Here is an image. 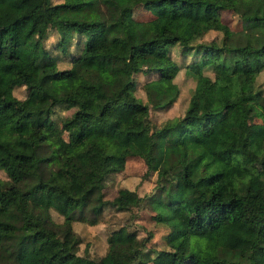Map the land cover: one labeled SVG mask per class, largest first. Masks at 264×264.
I'll list each match as a JSON object with an SVG mask.
<instances>
[{
	"label": "trees",
	"instance_id": "obj_1",
	"mask_svg": "<svg viewBox=\"0 0 264 264\" xmlns=\"http://www.w3.org/2000/svg\"><path fill=\"white\" fill-rule=\"evenodd\" d=\"M139 5L152 16L136 19ZM220 9L238 15L240 30ZM210 30L220 42L195 44ZM175 46L183 62L195 59L177 62ZM240 63L264 68V0H0V264H148L161 253L189 264H264V191L250 192L264 176V92ZM182 67L194 78L187 106L155 126L150 109L176 101ZM140 82L146 101L134 94ZM245 96L247 108L238 103ZM57 109L71 111L55 117ZM129 156L156 173L154 192L120 188L105 200L107 174ZM144 202L158 223L172 227L181 209L206 225L179 244L168 235L162 250L147 247L151 233L122 225L99 258L78 253L75 222ZM236 208L255 232L245 249L225 244L211 219Z\"/></svg>",
	"mask_w": 264,
	"mask_h": 264
},
{
	"label": "rangeland",
	"instance_id": "obj_2",
	"mask_svg": "<svg viewBox=\"0 0 264 264\" xmlns=\"http://www.w3.org/2000/svg\"><path fill=\"white\" fill-rule=\"evenodd\" d=\"M59 1L61 0H52L53 3ZM133 15L136 19H148L152 16V14L141 5L136 7ZM219 18L231 29L240 30L241 24L239 17L231 10L220 9ZM5 38H7V35H5ZM57 38L58 34L54 30H51L46 45L50 49H53V43H55ZM221 38L222 35L219 31L210 30L199 37L198 40L195 41V44L208 43L212 40L220 42ZM171 52L173 58L179 63L185 64V62H190L195 59V56L189 55L183 62V55L176 46ZM55 53L60 55L59 51ZM67 63V57H65L58 61V66L64 67ZM238 70L244 75L245 79L252 82L255 87L262 89L264 92V68L255 73L248 69L246 64L240 63L238 64ZM207 73H210L209 70ZM149 77L151 76L145 74L141 75L140 79L144 81L149 79ZM137 79L139 78L137 77ZM137 81L139 82V80ZM174 81L179 87V95L176 101L166 109H150L149 119L155 126L162 124L167 119L181 116L187 106L192 91L191 89L194 85V78L190 74H187L185 68L182 67L175 76ZM141 84L142 82L136 85L134 94L146 101V95ZM13 93L17 97H24L25 89L24 87H17L14 89ZM247 101L248 99H246L245 96L241 97L238 103L241 107L247 108ZM70 111L71 110L57 109L55 117L69 115ZM258 167L264 173V160L258 164ZM0 177H5L1 170ZM263 177L264 176L259 175L252 178L250 192L264 191ZM155 183L156 173L153 171L147 172L146 164L143 159L139 156H129L122 170L107 174L103 186L104 199H112L120 188H128L134 190L139 196H146L154 192ZM102 211L100 219L96 224L91 225L87 222H75L74 229L77 231L80 238L78 248L79 254H85L91 258H99L107 249L106 237L108 233L112 229L122 225L131 230H135L139 237H146L151 233L150 240L147 242V247L151 246L158 250H162L168 249V246L165 244L168 235H170V241L173 244H179L186 234H193L204 229V224L206 225L207 222V219L204 217H193L179 209L176 211L177 221L170 227L153 220V211L145 202L127 211L117 210L109 205H106ZM51 216L56 221L62 220V216L54 210H51ZM211 219L221 240L227 245L245 249L255 240V232L247 219L243 216L240 208H236L227 213H218L214 211ZM153 256L154 258L148 264H189V261L170 259L162 253L161 256L157 258L156 255ZM197 264H211V262L207 259Z\"/></svg>",
	"mask_w": 264,
	"mask_h": 264
}]
</instances>
